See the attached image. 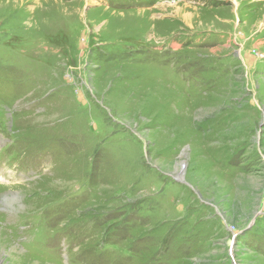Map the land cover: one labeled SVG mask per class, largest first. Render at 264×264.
<instances>
[{"label": "rangeland", "instance_id": "1", "mask_svg": "<svg viewBox=\"0 0 264 264\" xmlns=\"http://www.w3.org/2000/svg\"><path fill=\"white\" fill-rule=\"evenodd\" d=\"M0 264H264V0H0Z\"/></svg>", "mask_w": 264, "mask_h": 264}, {"label": "trees", "instance_id": "2", "mask_svg": "<svg viewBox=\"0 0 264 264\" xmlns=\"http://www.w3.org/2000/svg\"><path fill=\"white\" fill-rule=\"evenodd\" d=\"M242 241V240H241Z\"/></svg>", "mask_w": 264, "mask_h": 264}]
</instances>
